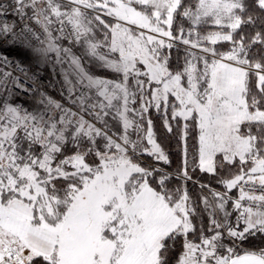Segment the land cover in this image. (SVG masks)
Segmentation results:
<instances>
[{"label": "snow or ice", "instance_id": "snow-or-ice-1", "mask_svg": "<svg viewBox=\"0 0 264 264\" xmlns=\"http://www.w3.org/2000/svg\"><path fill=\"white\" fill-rule=\"evenodd\" d=\"M8 15L0 48L29 60L0 55V264H264L243 248L264 236V0H0ZM57 75L70 106L43 90ZM152 110L182 140L194 124L192 171L224 191L189 195L186 142L170 188Z\"/></svg>", "mask_w": 264, "mask_h": 264}, {"label": "trees", "instance_id": "trees-1", "mask_svg": "<svg viewBox=\"0 0 264 264\" xmlns=\"http://www.w3.org/2000/svg\"><path fill=\"white\" fill-rule=\"evenodd\" d=\"M185 24V28L189 27L187 22L180 21ZM201 34H205L207 31H212L216 29L208 28L207 26H201L198 29ZM258 29H252V28H245L244 33L251 38L252 35H254L255 31ZM239 39V36L236 37ZM218 51L220 52H226L231 47V44L229 42H221L218 43L216 46ZM183 46L177 45L171 50V61L173 68H176L177 65V59L179 58L180 63H183ZM252 87L255 86V81L252 80ZM151 119L154 122L155 129L158 135V140L163 146V149L166 151L167 156L169 158L170 164L165 165L163 163H160L159 165L167 170H170V174H172L173 179L170 184V188H178L181 187L184 184V181L182 179L177 178L178 173L180 172L183 160H184V146L185 142L187 145V157L191 156L192 160L191 163H187V167L189 170V175L192 177L191 180L187 181L186 187L188 189L189 195L193 198V200H197L200 195H209L207 189H204L203 191L200 189L199 184H207L210 185L212 188L216 189L217 191H224L223 187L220 186L217 183V178L213 177L209 174L202 173L200 171L193 172V166H194V160L197 156V149H198V131L196 130L194 124L189 122V129H188V136L185 140L181 139V135L183 132V124L181 123V119L177 120H171L170 124L172 126V131L169 132L163 123L164 117L161 116V114H153L151 115ZM144 158V156H142ZM147 158V159H146ZM146 160L152 161V158L149 156H146ZM149 159V160H148ZM145 161V160H143ZM188 162V161H187ZM236 171V170H234ZM221 176H224L225 178H229V175L226 173H221ZM195 181V182H194ZM198 182V184L196 183ZM237 190H233L230 194H237ZM229 211H231V204H229ZM234 221L235 214L230 218ZM205 225H207V218L205 217L204 220ZM189 239H192L190 236ZM264 247V236H257L255 239H251L247 244L243 245V248L250 249V250H257L259 248ZM180 246L177 245L176 251L172 253L173 257L175 258L178 256L180 252ZM239 251V250H238Z\"/></svg>", "mask_w": 264, "mask_h": 264}, {"label": "built area", "instance_id": "built-area-1", "mask_svg": "<svg viewBox=\"0 0 264 264\" xmlns=\"http://www.w3.org/2000/svg\"><path fill=\"white\" fill-rule=\"evenodd\" d=\"M14 17L12 15H8L6 17H0V20H5L8 23H13L14 21ZM17 23H19V21H17ZM0 55H4L7 56L9 59H22L24 62H27L29 60V56L27 53H25L23 50L20 49H4V48H0ZM6 70H11V69H6ZM34 70V69H33ZM58 71V70H57ZM16 75H19V73H14ZM42 82H46L52 79V72L50 69H45L43 75L40 77ZM54 83L56 84V87L53 88H49L47 85H45L44 87V91L49 94L50 96L56 97L58 101L64 103L66 106H70L68 105L67 100L64 99V97H62L60 95V89L62 86V81L60 79V77L57 75L56 80L54 81ZM26 87H30L29 84L25 85ZM34 99V97L29 96L27 93H20L17 97H16V103L22 104L25 108L31 103V101ZM259 194V193H257ZM231 196H233V198L238 196L237 194H230Z\"/></svg>", "mask_w": 264, "mask_h": 264}, {"label": "rangeland", "instance_id": "rangeland-1", "mask_svg": "<svg viewBox=\"0 0 264 264\" xmlns=\"http://www.w3.org/2000/svg\"><path fill=\"white\" fill-rule=\"evenodd\" d=\"M167 51V50H166ZM97 74H100V75H108L110 78H113V79H116L117 77H115V75L114 74H110V73H97ZM254 80V79H253ZM255 81V80H254ZM49 95V94H48ZM51 97H53V96H51ZM54 99L56 98L57 99V96L56 97H53ZM36 99V97H34V99L31 101V103L26 107V108H28L29 110H31L32 109V107L34 106V100ZM136 107H138V105H136ZM154 113L155 114H159V113H157L155 110H152L150 113H149V116H150V118H151V115L153 114V116H154ZM161 116H163V114H162V111H161ZM170 114H171V110H169V117H170ZM182 120V119H181ZM153 122V121H152ZM173 122H174V120H173ZM181 123L182 124H184V121L182 120L181 121ZM193 124V123H192ZM99 126V125H98ZM152 127H153V132H154V139L156 140V142L161 146V148L163 149V146L161 145V143L159 142V140H158V135H157V132H156V129H155V125H154V122L152 123ZM112 131H115V132H117V133H119L120 131H121V128H120V126L118 125V124H113V127H112ZM146 132H147V123H146V121H144L143 122V130H142V132L140 133V135L141 136H145L146 135ZM109 134H111V132L109 133ZM132 138L133 139H135L136 137H135V134L133 133V135H132ZM145 146H147L146 145V143H145ZM163 151L166 153V151L163 149ZM167 154V153H166ZM146 156L147 155H145L144 156V158L143 157H141V160L143 161V160H145L144 162H146V163H153V158H152V161L151 160H149V161H147L146 159ZM146 158V159H145ZM191 160H192V157L191 156H189V157H187V163H190V164H192L191 163ZM158 167H161L160 165H157ZM167 172H169L170 173V170H167V169H165ZM195 182V181H194ZM196 183L198 184V182L196 181Z\"/></svg>", "mask_w": 264, "mask_h": 264}, {"label": "water", "instance_id": "water-1", "mask_svg": "<svg viewBox=\"0 0 264 264\" xmlns=\"http://www.w3.org/2000/svg\"><path fill=\"white\" fill-rule=\"evenodd\" d=\"M242 254V253H241Z\"/></svg>", "mask_w": 264, "mask_h": 264}]
</instances>
